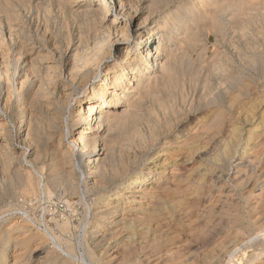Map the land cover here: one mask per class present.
<instances>
[{
	"label": "bare ground",
	"instance_id": "obj_1",
	"mask_svg": "<svg viewBox=\"0 0 264 264\" xmlns=\"http://www.w3.org/2000/svg\"><path fill=\"white\" fill-rule=\"evenodd\" d=\"M25 1L19 0L20 4L26 3ZM56 1L58 3V0ZM88 1L91 2L84 4L80 3V0L69 2L72 15L86 28V32L81 30L77 42L74 44H72L73 38L69 34L70 43L64 48V51H61L59 49H62L63 45L56 48H46L42 45V40L40 43L19 38V28L22 27L23 16L9 0H0V100L5 103L4 107L12 105L14 108H19L17 118L20 121V126L18 124L19 127L15 135L6 127L3 129L5 132L3 130L0 132V158L4 162L2 164L6 184L12 193L21 192L26 196L35 197L31 198V201L42 196L52 199L56 189H61L70 194H82L83 196L87 193H93L91 194L92 200L87 204L88 208L80 223L82 233L78 244L84 248V254L80 257L79 264H107L108 259L114 263V260L120 258L121 261L118 260L119 262L116 264H159L162 262L160 261L161 257H154V253L157 251L156 244L151 245L152 242L150 248L145 250L146 246H142L143 243L141 244L140 241V239L144 240L145 235H149L150 226H146V229L148 228L145 229L147 233L139 232L138 238H140L138 239L134 230V222L136 221L133 219V215L138 214L142 216L141 219H154L163 211L167 213L166 209L168 211V208L175 206L186 208L192 201H184L178 193L186 192L181 193L184 196L187 193L189 196L191 193L192 196L195 195L196 201L199 200L202 189L201 183L207 176L206 174L220 176L219 166L224 161L226 162L230 157L234 158L236 166L240 167L242 161H248L247 163L250 164L249 162L259 160L264 154L262 153L264 150V96L255 100L244 98L250 91V83L244 76L245 67L257 66L256 64L260 63L259 61L262 59L257 53L258 47L253 41L252 32L257 30L259 24H264V0H201L203 8H206L202 16L194 13L195 5L193 2L180 6L178 10L175 9L176 11H171V8L167 7L169 0H145L144 3L147 5L146 7H139L140 12L147 9L150 12L148 15L146 14L143 21H140L132 33L131 28L135 26L139 11L136 10L134 14L125 13L126 0H115L113 5L109 4L108 0ZM40 3L37 2L36 4L40 6ZM59 3L66 4L67 1L59 0ZM41 7L43 8V6ZM37 8L39 9L38 6ZM109 14L112 16V21H107ZM201 18L204 19L203 24L225 42L223 46L215 49L210 57L205 56V48L201 45L200 31L197 28ZM152 19L153 24L147 26L148 20L151 21ZM48 28L47 30H49ZM42 34L44 35V33ZM95 36L99 37L98 40ZM111 44L115 46L117 56L113 55L115 59L112 60V64L105 65L114 54L107 52V48ZM10 45L13 46L12 49ZM231 48L238 54V60L235 59L234 54H230ZM45 49L47 50L46 53H44ZM193 51L196 52V57L191 55ZM11 56L14 58L13 65H11ZM262 64L264 65V63ZM12 78L13 81H11ZM213 80H217L216 89H214L217 92L214 95L212 93L213 88L206 91L200 87L201 84L205 86L206 83L208 85ZM77 83L81 86L77 91L85 90L87 93L85 104L79 108L78 113L71 120L70 115L69 117L66 115L68 114L70 97L76 91L75 85ZM186 84L196 89L197 105L207 109L205 124L202 121L205 130L202 133L199 132L193 119L187 122V126L178 130V135L167 139V136L175 130L182 120L179 103L184 102L185 98L189 96L184 88ZM14 95L17 97L15 102H13ZM0 106L2 105L0 104ZM258 112H260L259 117L257 116ZM237 113L242 114L239 121L235 117ZM74 126H79L78 129L80 130L76 131L74 134L76 136L67 141L71 134V128ZM194 127L197 130H194ZM181 132L182 135L179 136ZM16 138H20L18 141L29 143L27 146L25 144L20 147L23 150L21 152V156L24 158L23 162L29 164L28 170H25L23 166H16L15 161L18 160L19 156L12 152L17 149L12 146V141H15ZM208 138L212 139L209 142L214 141L218 150L213 148L211 150L210 146L204 145V140ZM66 141L68 145L65 144ZM31 144L34 145L31 146ZM159 144L163 146L162 152L157 153L156 158L150 160L149 163H153L152 169L146 166H135L140 161H144L149 152L146 150L147 148L151 150ZM129 145L140 147V156L144 158L138 159V156L134 155L130 162L127 158V162L116 163L114 159L116 147L120 146L125 149ZM209 150L213 152L211 156ZM30 157L33 158L29 159ZM196 157L200 160L199 164H197L198 162L195 163L198 165L196 171L200 177L195 180V183L187 184V191L186 188L181 191L183 182L191 183V178L189 179L191 176L186 175L184 169L190 163H194ZM180 162L181 164H179ZM132 167H134L133 170H131ZM245 168L247 169V167ZM190 172L195 171L192 169ZM76 176H83L84 179L81 178V180H85V176L87 177L89 184L88 188L85 187L86 191L80 190L79 185L75 182ZM172 182L175 183L174 187L171 185ZM26 196L24 197L26 198ZM24 197L22 198L23 202L26 201ZM67 202L65 201V203ZM230 202L233 203V201ZM195 203L198 202L194 201L193 204L195 205ZM67 204V207L72 205H69V202ZM46 205L49 207L48 203ZM192 205L190 203L189 206L193 207ZM180 207L178 208L180 209ZM196 207L194 208L198 209ZM193 209L191 208V210ZM186 210L188 211V209ZM5 211L0 210V215ZM7 211L11 212L10 210ZM54 211L56 213V210ZM198 211L200 210L198 209ZM243 211L245 210L243 209ZM23 213L25 215L19 217L20 221L15 219L8 227L5 226L0 230V264H75V261L71 259L75 258L73 250L77 244L73 243V238L67 236L74 223L66 214L67 211L60 215L56 213L58 218H52L55 219L53 226L48 224L47 220L45 221V214L41 216L42 221L36 218V221L45 223V229H41L40 226L35 228L33 226L35 223L34 216L31 217L25 211ZM77 213L75 214L77 215ZM183 214L185 215V211ZM257 215L258 217L261 216V214ZM160 216L159 219L161 220L163 215ZM185 217L188 216L185 215ZM243 218L245 219V217ZM204 220V217L202 220L199 219V225L197 224L198 228L196 227V229L200 228V221L203 222ZM207 220L211 223L209 219ZM163 221L164 224L166 220ZM214 221L216 222V220ZM159 223L157 222L158 225ZM232 223H229V226H232L230 225ZM76 225L75 227H77ZM160 226L161 224L159 229L162 227ZM253 226L250 229H253ZM32 227L36 229V232L33 231L34 228ZM140 227L142 228L141 225ZM185 227L187 228L186 224ZM162 228L164 229V227ZM202 228L204 234L206 227L203 226ZM256 228L261 227L257 226ZM152 229L155 228L152 227ZM202 230L199 229L198 232L203 237ZM198 232L194 233L197 235ZM187 233L191 236V232ZM176 234L172 233L173 236L175 235L174 237ZM118 235L122 236L121 241L113 244L109 239L115 240L114 237ZM160 235L162 234L160 233ZM238 235L240 234L238 233ZM178 236H181L179 232ZM200 236L197 237L200 238ZM207 237H210L209 234ZM173 238L171 239L173 240ZM232 238L234 237L232 236ZM179 239L181 240V238ZM225 239L227 238L225 237ZM225 239H222L223 241L219 239L220 244L215 240L218 244H214L221 248ZM155 240L154 237L152 241L155 242ZM136 241H138V245L141 244L137 250L131 247ZM159 241L161 242V240ZM174 241L176 240H173V244ZM186 242L188 243L187 240ZM240 242L245 243L244 240ZM145 243L147 244L144 242L143 245ZM169 243L172 244V241L170 240ZM118 244L120 246H117ZM262 244L264 246V243ZM80 245L79 247H81ZM164 245H166V241ZM180 245L173 246L178 247ZM226 245L228 247V244ZM171 247L168 250H171ZM231 247L233 246L231 245ZM130 248L135 251L131 252ZM127 249L131 253L127 254ZM167 251L165 250L166 253ZM171 251L176 252L173 249ZM194 251L192 250V252ZM206 251L211 254V251ZM205 252L203 253L205 254ZM176 253L178 254L179 250ZM262 254L259 253L256 256L259 257ZM186 256L188 257V255ZM168 257L167 259H169ZM231 257L228 256L230 259ZM213 258L215 259L214 256ZM213 258H209L208 261L210 262L212 259L214 263L216 260ZM188 259L191 258L188 257ZM185 262L178 263H193V261Z\"/></svg>",
	"mask_w": 264,
	"mask_h": 264
},
{
	"label": "rangeland",
	"instance_id": "obj_2",
	"mask_svg": "<svg viewBox=\"0 0 264 264\" xmlns=\"http://www.w3.org/2000/svg\"><path fill=\"white\" fill-rule=\"evenodd\" d=\"M18 1V2H17ZM25 1V0H23ZM40 3V6L39 4H36L37 2ZM40 1V2H39ZM67 1L66 4H61L59 3V0H58V3L56 0H26L25 2L26 3H21L19 2V0H9V2H11L13 5H15L16 9L18 12L21 13V15L23 16V23H22V27L19 28V38H26V39H30L31 41H36V42H42L43 41V46H45L46 48L47 47H50V48H56L57 46H60V45H63V48L62 49H59L61 51H64L66 48V46L70 43V41L68 40V36L69 34L72 36L73 38V41H72V44H74L75 42H77V39L79 37V34H80V31H85L86 32V28L84 26H82L81 22L79 21H76L74 16L72 15L71 11H70V3L73 1L71 0H65V2ZM81 2L80 3H86V2H91V1H88V0H80ZM85 1V2H84ZM125 1V0H124ZM145 0H126V10H125V13H130V14H134V12H136V10L139 11V14H138V17H137V20L135 22V26L131 28V33L135 31V28L138 27V25L140 24V21L142 22L144 17L146 16V14L148 15V13L150 11L147 10H144V11H141L140 12V8L142 7H146L147 4L144 3ZM169 5L167 7L171 8L170 10L171 11H176L179 9L180 6L186 4V3H190V2H193L194 5H195V11L194 13H196V15H199V16H202L203 15V11L206 10V8L204 7L203 8V3L201 0H169ZM201 1V2H200ZM70 2V3H69ZM109 4H114L115 0H108ZM28 3V4H27ZM177 3V4H176ZM130 4V5H129ZM60 5V7H59ZM66 5V6H65ZM143 5V6H142ZM161 5V4H159ZM20 6V7H19ZM37 6L39 7V9L37 8ZM43 6V8L41 7ZM129 6V8H128ZM59 7V8H58ZM140 7V8H139ZM175 7V8H174ZM19 8V9H18ZM32 8V9H31ZM48 8V9H47ZM164 8V7H163ZM166 8V7H165ZM174 8V9H173ZM23 9H26L23 11ZM176 9V10H175ZM22 10V12H21ZM39 10V11H38ZM198 10H201V11H198ZM43 11V13H42ZM25 12V13H24ZM48 12V13H46ZM29 14V15H28ZM34 14H37V15H34ZM43 15V16H42ZM31 17V18H30ZM205 18V17H203ZM38 19V21H37ZM56 19V20H55ZM112 19V16L109 14L107 16V21L108 20H111ZM74 20V21H73ZM67 21V22H66ZM112 21V20H111ZM35 22V23H34ZM38 22V24H37ZM46 22V23H45ZM72 22V23H71ZM204 22V19L201 18V21L199 22L198 24V29L200 31V38H201V45L205 48V56L206 57H210L212 56V54L214 53L215 49H218V47H221L225 44L224 40L221 39V37L219 36H216L213 31H210V28L205 26V24H203ZM42 23V24H41ZM67 23V24H66ZM75 23V24H74ZM110 23V21H109ZM153 24V19L151 21L148 20V22L146 23L147 26H151ZM45 25V26H43ZM262 25V26H261ZM33 28H32V27ZM55 26V28H54ZM62 26V27H61ZM78 26V28H77ZM41 27V28H40ZM45 27V28H44ZM49 27V28H48ZM74 27V28H73ZM203 27V28H202ZM47 28L49 30H47ZM62 28V29H61ZM260 28V29H259ZM261 28H262V32H261ZM32 29V30H31ZM43 29V30H42ZM80 29V30H79ZM133 29V30H132ZM257 31V32H256ZM252 32L253 33V41L256 42V46L258 47V50H257V53L259 55V57H261L262 59H260V63L256 64L257 66H254L252 68H250L249 66H246L245 68V79L250 83V91L249 93L246 95V97L244 96V98H246V100H255V99H259V98H262L264 96V65L262 63H264V24H259L258 25V28L257 30ZM44 33V35L42 34ZM47 33V34H45ZM62 33V34H61ZM55 35V36H53ZM64 36V37H63ZM258 36V37H257ZM49 37V38H48ZM96 37V36H95ZM101 37V36H100ZM203 37V38H202ZM252 37V36H251ZM94 38V37H93ZM98 40L99 37H96ZM216 38L217 41H216ZM36 39V40H35ZM38 39H40L38 41ZM215 39V40H214ZM42 40V41H41ZM263 40V41H262ZM65 41V42H64ZM54 42V43H53ZM217 44H216V43ZM56 43V44H55ZM45 44V45H44ZM213 44V45H212ZM218 44H220L218 46ZM49 45V46H48ZM53 47H52V46ZM56 45V46H55ZM10 48L12 49L13 46L10 45ZM111 51V52H110ZM47 50L45 49L44 50V53H46ZM107 52L108 54L110 53H114L112 54L113 55H116V50H115V46L111 44V46H109L107 48ZM230 54H234L235 56V59L238 60L237 58V53H235L233 51V49L231 48L229 50ZM191 55L195 56L196 57V52L193 51L191 52ZM115 57H111L109 61L106 62L105 65L107 64H112V60H114ZM10 60L12 61V64H14V58L13 56L10 57ZM238 63V61H236ZM240 63V62H239ZM13 69V68H11ZM12 72V71H11ZM10 72V73H11ZM254 73V74H253ZM12 75V73L10 74ZM4 80V79H3ZM5 81V80H4ZM11 81H13V78L11 79ZM217 82V80H213L212 82H209V84L207 85V83L205 84V86L203 84L200 85V87H203L204 90L207 91V89L209 88H213L216 89V85L215 83ZM92 84V82H91ZM203 85V86H202ZM261 86V87H260ZM75 90L74 93L71 95L70 97V101H69V104H68V111H67V115L69 117L70 115V119L72 120L76 114L78 113L79 111V108L85 104V98H86V91H77V89L80 86L79 83H77V85H75ZM185 90H186V93L187 96L185 98V101L184 102H181L179 103V107H180V110L182 112V115H181V122L179 123V125L175 128V130H173L171 132V134H169L167 136V139H171V138H174V136L178 135V130H180V128H182L183 126H187L189 122V120H193L194 119V123L196 124L195 127L198 129L199 132H203L205 130V126L203 125V122L205 120V115L207 113V109H205L204 106H200V105H197L198 102V98L197 96H195L196 94V89H194L193 87L189 86V84H186L185 85ZM188 88H190L188 90ZM262 88V90H261ZM194 89V91H193ZM198 89V88H197ZM201 89V88H200ZM256 89V90H255ZM79 90V89H78ZM202 90V89H201ZM253 90V91H252ZM16 91V89H15ZM88 91V90H87ZM190 94H189V93ZM217 91L214 90L212 93L214 95V93H216ZM85 93V94H84ZM79 94V95H78ZM193 95V96H192ZM78 96V97H76ZM82 96V97H81ZM262 96V97H261ZM75 97V98H74ZM193 100H191L192 98ZM72 98V99H71ZM264 98V97H263ZM77 99V100H76ZM197 99V100H196ZM13 102H15V100L17 101V97L16 95L13 96ZM76 100V101H75ZM190 101V102H189ZM193 101V102H192ZM71 102V103H70ZM74 102V103H73ZM184 103V105H183ZM190 103V104H189ZM0 104L3 106H0V132L6 127L8 129H10L11 133L12 134H16V130L17 128L20 126V121H19V118H17V112L19 110L18 107H15L12 106V105H8L6 107H4V102L3 100H0ZM12 107V108H11ZM78 109H77V108ZM184 107V108H183ZM9 109V110H8ZM184 109V110H183ZM77 111V112H76ZM5 114V115H4ZM16 115V116H15ZM202 115V116H201ZM5 116V118H4ZM241 116L242 114H239L237 113V116L235 115V117L238 119V121L241 119ZM257 116L259 117L260 116V112H258ZM192 117V118H191ZM17 118V119H16ZM188 118V119H187ZM7 119V120H6ZM202 119V120H201ZM196 120V121H195ZM203 121V122H202ZM4 122V123H3ZM72 122V121H70ZM201 122V123H200ZM199 123V124H198ZM3 124V125H2ZM19 124V126H18ZM72 124V123H71ZM70 124V126H71ZM202 124V127H200V125ZM205 124V122H204ZM14 127H13V126ZM193 125V124H192ZM199 125V127H198ZM191 127V125H189ZM69 127V126H68ZM72 127V126H71ZM194 127V130H197L196 128ZM12 128V129H11ZM79 126H74L73 128H71V134L69 135L67 141H70L74 136L76 131L80 130L78 129ZM186 128V127H185ZM5 132V130H3ZM182 135V132L179 133V136ZM17 139V140H16ZM15 141H12L13 143V147L17 148L15 150H13L12 152L15 154V155H18L19 158L17 161H15L16 163V166H23V168H25V170H28L29 167L28 165L29 164H26V162L24 160V158L21 156V152L23 151L22 149H20L21 146H27L29 143L26 142L24 143L23 141H18L20 140V138H16ZM163 139V137H162ZM212 139H207V140H204L205 143L204 145H207V146H210L211 150L212 148L215 149V150H218V148L215 146V143L214 141L213 142H209L211 141ZM221 140V139H220ZM67 141H66V145L67 144ZM215 141H219V140H215ZM209 142V143H208ZM208 143V144H207ZM34 145V144H33ZM31 144V146H33ZM160 145V144H159ZM157 145L155 148H150L146 149V150H149V152L146 154V157L144 159L143 162H145L143 164L142 161H140L139 163H137L135 166H139V167H147V168H151L152 169V166L153 163H149L151 162L150 160L152 159H155L156 158V155L157 153H160L162 152V148L163 146L162 145ZM19 148V149H18ZM129 148V149H128ZM128 148H125V149H122L120 146H117L116 149H115V154H114V159L116 161V163H121L122 161L123 162H127L131 159H133V156L136 155L138 156V159L139 158H144L142 156H140V147L138 146H132V145H129ZM208 148V147H206ZM128 149V150H127ZM137 149V150H136ZM142 150V149H141ZM158 150V151H157ZM139 153H138V152ZM206 152V151H205ZM118 153V154H117ZM133 153V154H132ZM150 153V154H149ZM212 151L209 150V155L211 156L212 155ZM262 153H264V150L262 151ZM20 154V155H19ZM132 154V155H131ZM208 155V156H209ZM120 157V158H119ZM33 157H30L29 159H32ZM128 158V160H127ZM118 159V160H117ZM137 159V160H138ZM147 159V160H146ZM233 159V161H232ZM141 160V159H140ZM3 159L0 158V210L1 211H7V210H10L11 212L9 211H5L3 214L0 215V230L1 228H4L5 226L8 227V225H10V223L12 221H14L16 219V221H20L19 217L22 216V215H25V213H23L24 211L27 212L31 217L35 218L34 222L33 223L34 227L37 228V226H40L41 229H45L44 228V225L45 223L44 222H40V221H36V218L37 219H40L41 221L43 220L42 219V215L45 214L46 218H45V221L47 220L48 224H51L52 226L54 225L55 223V219H57L58 215H60L61 213H66L67 211V215L71 218V220H73V223H74V226L72 227L71 231L69 233H67V236L73 238V243L77 244L75 245V248H74V252H73V255L75 256L74 259H71V260H74L75 261V264H79V259L80 257L83 256L84 254V248L78 244V240H80V235L82 233L81 231V226H80V223H81V220L84 216V214L86 213V210L88 208V205L90 202H91V194L93 193H87L86 195H80V194H70V193H66L65 191L61 190V189H56L54 192H53V196H52V199L50 198H44V196H42L41 198H37V199H33L31 201V198H35L33 196H26L24 194H22L21 192H17V193H12L10 192L9 188H8V185L6 184V176H5V171L3 169V164L4 162H2ZM264 154L261 155L260 159L259 160H254L253 162H249L250 164H248L247 162L248 161H242V163L240 164V167L239 166H236L235 164V161H234V158H229L226 160V162L222 163L220 166H219V171H220V176H214V175H208L209 173H207L205 179L202 181L201 185H202V189H201V195H200V199L199 200H195V195H190L189 196H192L191 198L188 196L189 193L184 194L182 195L181 193H186V192H183L182 190L184 188H186L188 185H191L193 183H195L196 179H199V175L196 171L198 165H196L195 163L199 164L200 163V160L198 157L195 158V162L194 163H190L189 165H187V167L184 169L186 175H190L191 177H189V179L191 178V183L189 182H183L181 184V193H178V195L180 197H182V199L185 201L187 200L188 202L191 203V205L193 204V202H198V203H195V205L198 207V209L200 211H198V209H195L194 207H196L194 204L192 205L193 207L189 206L190 203L188 204V206L186 207V204H185V207L184 206H175L174 208H168V211L166 209V212L163 211L160 215H163L161 220L159 219L161 216L159 215L158 217L154 218V219H146V218H142V216H139L138 214L137 215H133V219H135L136 222H134L135 224V228L134 230L136 231V237L138 238V235H140L139 232L143 231V232H146L147 233V229H146V226H150L149 228V235H145L144 236V240L140 239L141 241V244L144 242H147V244L145 243V245L142 244V246H146L145 247V250H147L148 248H150V244L153 242V244L151 245H155L156 244V248H157V251L154 253V257H161L160 261H162L161 263L159 264H168V263H171V264H179L178 262H181V263H186L185 261H187V263H189L190 261H193L190 262L189 264H263L264 263V246H262L264 243V198L261 199V197H264ZM148 162V163H147ZM3 163V164H2ZM178 164V163H177ZM181 164V162L179 163ZM195 165V166H192V165ZM248 164V166H247ZM192 167H191V166ZM235 167H234V166ZM263 165V166H262ZM134 166V167H135ZM180 166V165H179ZM231 166V167H230ZM134 167L131 168V170L134 169ZM138 167V168H139ZM233 167V168H232ZM247 167V169L245 168ZM241 168V169H240ZM244 168V169H243ZM253 168V169H251ZM262 168V169H261ZM193 169V171L195 172H190L191 170ZM231 169V170H230ZM246 169V171H245ZM242 170V171H241ZM244 170V171H243ZM261 170V172H260ZM3 171V172H2ZM258 171V172H257ZM242 172V173H241ZM191 173V174H190ZM237 175V178H236V175ZM239 173V175H238ZM250 173V174H249ZM4 174V175H3ZM258 174V175H257ZM3 175V177H2ZM246 175V176H245ZM250 175V176H249ZM233 176V178H232ZM257 176V177H256ZM36 177L38 178V175L36 174ZM215 177V178H214ZM217 177V178H216ZM3 178V180H2ZM81 178L84 179V177H78L76 176V179H75V182L79 185L80 187V190L81 191H86V188H88V182H87V177L85 176V180H81ZM195 178V179H193ZM213 178V179H211ZM227 178V179H226ZM245 178V179H244ZM172 179V177H171ZM208 181H207V180ZM263 179V180H262ZM213 181L210 183V181ZM217 181V183H216ZM81 182V183H80ZM241 182V183H240ZM216 183V184H215ZM225 183V184H224ZM232 183V184H231ZM254 183V184H253ZM175 183L172 182L171 185L172 187H174ZM188 184V185H187ZM234 184V185H233ZM81 185V186H80ZM83 185V186H82ZM252 185V186H251ZM261 185V186H260ZM207 186V187H205ZM231 186V188H230ZM82 187V188H81ZM86 187V188H85ZM210 187V188H209ZM236 187V188H235ZM209 188V189H208ZM230 188V189H229ZM85 189V190H84ZM112 189V188H111ZM188 188H186V191H187ZM257 189V190H256ZM185 190V189H184ZM219 190V191H218ZM237 190V191H236ZM248 190V191H247ZM250 190V191H249ZM256 190V191H255ZM111 191V190H109ZM217 191V192H216ZM189 192V191H188ZM204 192V193H203ZM207 192V193H206ZM211 192V193H210ZM221 192V193H220ZM223 192V193H222ZM245 192V193H244ZM248 192V194H247ZM226 193V194H225ZM237 193V194H236ZM241 193V194H240ZM217 194V195H216ZM234 194V195H233ZM246 194V195H245ZM26 196V198L24 196ZM236 195V196H235ZM260 195V196H259ZM262 195V196H261ZM65 196V197H64ZM25 198V202H23L24 200H22V198ZM54 197V198H53ZM232 197V198H231ZM73 198V199H72ZM80 200H79V199ZM84 198V199H83ZM206 198V199H205ZM213 200V203L212 200ZM21 199V200H20ZM43 201H42V200ZM45 199V200H44ZM83 199V200H82ZM220 199V200H219ZM222 199V200H221ZM227 199V200H226ZM237 199V200H236ZM60 200V201H59ZM76 200V201H75ZM79 200V201H78ZM85 200V201H84ZM87 200V201H86ZM194 200V201H193ZM201 200V202H200ZM244 200V201H242ZM259 200V203H257ZM52 203H50V202ZM54 201V202H53ZM59 201V202H58ZM64 203H63V202ZM65 201H68L69 202V207H67V203H65ZM84 201V202H83ZM208 201V202H206ZM225 201V203H224ZM230 201H233L230 202ZM49 205V207L45 204V203ZM62 202V203H61ZM87 202V203H86ZM187 202V203H188ZM210 202V203H209ZM215 202V203H214ZM219 202V203H218ZM236 202V204H235ZM11 203H14V204H11ZM25 203V204H24ZM44 203V204H43ZM79 203V204H78ZM186 203V202H185ZM201 203V204H200ZM217 203V204H216ZM223 203V204H222ZM245 203V204H244ZM257 203V204H256ZM85 204V205H84ZM198 204H200L198 206ZM208 204V205H207ZM11 205H14V206H11ZM35 205V206H34ZM55 205V207H54ZM58 205V206H56ZM87 205V206H86ZM202 205V206H201ZM205 205V206H204ZM207 205V206H206ZM253 205V206H252ZM43 206V207H42ZM86 206V207H85ZM204 206V207H203ZM215 206V207H214ZM223 206V207H222ZM235 206V207H234ZM245 206V207H243ZM7 207V208H6ZM15 207V208H14ZM18 207V208H16ZM34 207V208H33ZM42 207V208H41ZM67 207V208H66ZM84 210H83V208ZM180 207V209L178 208ZM183 207V208H182ZM190 207V208H189ZM196 207V208H197ZM213 207V208H212ZM225 207V208H224ZM241 207V208H239ZM251 207V208H249ZM255 207V208H253ZM6 208V209H5ZM12 208V210H11ZM20 208V209H19ZM30 208V210H29ZM45 208V209H44ZM61 208V209H60ZM69 210H66L68 209ZM179 210H178V209ZM182 208V210H181ZM191 208L193 210H191ZM261 208V209H260ZM51 213H50V211ZM74 209H77L76 212ZM188 209V211L186 210ZM243 209L245 211H243ZM15 210V212H14ZM24 210V211H23ZM45 210V211H44ZM48 210V212H47ZM56 210V213H58V215L55 213ZM222 210V211H220ZM231 210V211H230ZM242 210V211H240ZM262 210V211H261ZM43 211V213H42ZM185 211V215L188 216L187 218L185 217V215L183 214ZM190 211V213H189ZM195 211H197L195 213ZM205 211V212H204ZM18 212V213H17ZM21 214H20V213ZM30 212V213H29ZM77 213V215L75 213ZM80 212V213H79ZM181 212V213H180ZM187 212V213H186ZM193 212V213H191ZM218 212V213H216ZM229 212V213H228ZM263 212V214H262ZM37 213V214H36ZM48 213V214H47ZM208 213V214H207ZM237 213V215H236ZM8 214V215H6ZM16 214V215H15ZM40 214V215H39ZM47 214V215H46ZM82 214V215H80ZM167 214V215H166ZM171 216H170V215ZM198 214V215H197ZM211 214V215H210ZM257 214H261V216L258 217ZM11 215V216H9ZM12 215H15L12 217ZM169 215V216H168ZM173 215V216H172ZM184 215V216H183ZM191 215V217H189ZM195 215V216H194ZM257 215V216H256ZM4 216V217H3ZM9 216V217H8ZM79 216V217H78ZM136 216V217H135ZM179 216V217H177ZM202 216V217H200ZM230 216V217H229ZM245 217V219L243 217ZM55 218V219H52V218ZM78 217V218H77ZM174 217V219H173ZM186 219H185V218ZM198 217V218H197ZM200 217V218H199ZM204 217V221H200V225L199 226L200 230H202L203 226L206 227V231L205 233L203 234V230L201 231V234H203L204 236L202 237V235L200 236V232L199 229H196V227L198 228V221L199 219L202 220V218ZM255 217H257L255 219ZM77 218V219H76ZM170 218V219H168ZM212 218V219H210ZM214 218V219H213ZM217 218V219H215ZM220 218V219H219ZM247 218V219H246ZM251 218V219H250ZM253 218V219H252ZM52 219V220H51ZM179 219V220H178ZM209 219L211 221V223L207 220ZM223 219V220H222ZM251 221H249V220ZM148 220V222H147ZM152 220V221H151ZM157 222H160L159 225L161 224L162 227H164V229L161 227V229H159V225L155 224V221ZM163 220H166L165 223L163 224ZM216 220V222L214 221ZM220 220V222H219ZM222 220V221H221ZM253 220H256V221H253ZM4 221V222H3ZM6 221V222H5ZM52 223H51V222ZM150 221V222H149ZM163 221V222H162ZM194 221V222H193ZM230 221L229 223H232L230 225L232 226H229V223L227 225V222ZM232 221V222H231ZM244 221V222H243ZM248 221V222H247ZM263 223H261V222ZM38 222V223H37ZM46 222V223H47ZM173 222V223H172ZM223 222V223H222ZM249 222L251 223V225L254 227L253 229L250 227H252ZM2 223V224H1ZM44 223V224H43ZM139 223V224H138ZM149 223V224H148ZM169 223V224H168ZM172 223V224H171ZM188 223V224H187ZM214 223V224H213ZM226 223V224H225ZM237 223V224H236ZM243 223V224H242ZM261 223V224H260ZM77 224V225H76ZM178 224V225H177ZM185 224L187 226V228L185 227ZM198 224V225H197ZM203 224V226H202ZM75 225L77 227H75ZM140 225L142 226V228L140 227ZM145 225V226H144ZM155 225V226H154ZM170 225V226H169ZM197 225V226H196ZM246 225V226H245ZM166 226H168L167 228L170 227V229H167ZM175 226V227H174ZM190 226V227H189ZM239 226V228H238ZM241 226V227H240ZM243 226V227H242ZM261 227V228H256V227ZM32 227V228H34ZM43 227V228H42ZM155 228V229H152ZM189 227V228H188ZM218 227V228H217ZM248 227V228H247ZM33 229L34 232H36V229ZM78 228V229H77ZM139 228V229H138ZM158 228V229H157ZM194 228V229H193ZM210 228V229H209ZM214 228V229H213ZM146 229V230H145ZM157 229V230H156ZM179 229V230H178ZM193 229V230H191ZM257 231H256V230ZM156 230V231H155ZM159 230V231H158ZM162 230V232H161ZM169 230V232H168ZM190 230V231H189ZM199 233V234H195L197 233L196 231ZM239 230V231H238ZM152 231V232H151ZM155 233H154V232ZM165 233H164V232ZM167 231V232H166ZM195 233H194V232ZM230 231V232H228ZM238 231V232H237ZM255 231V232H254ZM80 232V233H79ZM159 232V234H158ZM178 232L181 236H178ZM187 232H191V236L189 233ZM208 232V233H207ZM210 232V233H209ZM228 232V233H227ZM235 232V233H234ZM254 232V233H253ZM160 233L162 235H160ZM172 233H177L176 234V237H174L172 235ZM194 233V234H192ZM227 233V236L225 235ZM238 233L240 235H238ZM69 234V235H68ZM79 234V236H78ZM155 234V235H154ZM188 234V235H187ZM209 234L210 237H207ZM235 234V235H234ZM256 234V235H255ZM167 235V236H165ZM200 236L197 237V236ZM206 235V236H205ZM212 235V236H211ZM230 235V236H229ZM238 235V236H237ZM255 235V236H254ZM78 236V238H77ZM170 236V237H169ZM174 238H173V237ZM183 236V237H182ZM194 236V238H193ZM227 239H225V237ZM232 236L234 238H232ZM241 238H240V237ZM244 236V237H243ZM250 236V237H249ZM254 236V237H253ZM260 236V237H259ZM261 236H262V239H261ZM122 236H116L114 237L115 240L112 238V239H109L111 242H113V244H117L118 241L120 242L121 241V238ZM152 237V238H151ZM155 237V242L152 241L153 238ZM159 237V238H158ZM162 237V238H161ZM166 237V238H165ZM192 237V238H190ZM197 239H196V238ZM205 237H207V239H205ZM253 237V238H251ZM258 237V239H256ZM140 238V237H139ZM138 238V239H139ZM165 238V239H164ZM169 238V239H168ZM173 238V240H176L174 241V244H173V240L171 239ZM181 238V240L179 239ZM185 239L184 241H182L183 239ZM206 241H208L206 243V241L204 242V239ZM229 238H232V239H229ZM238 238L240 241H245V244L240 242L238 239L236 241V239ZM152 239V240H151ZM223 241L222 239H225L224 240V243H223V246L224 248H220L219 245H217L219 243L220 240ZM236 241H234V240ZM261 239V240H260ZM148 240V241H147ZM161 240V242L159 241ZM170 240L172 241V244L169 243ZM180 240V241H178ZM186 240L188 241V243L186 242ZM195 240V241H194ZM218 241V243L216 241ZM227 240L229 241L227 243ZM232 240V241H231ZM248 240V241H247ZM252 240V241H251ZM165 241H166V245L165 244ZM169 241V242H168ZM178 241V242H177ZM138 241H136L131 247H133V249L137 250V248L139 249L141 246V244H137ZM164 242V243H163ZM183 242H185L183 244ZM202 242V244H201ZM232 244H231V243ZM248 242V243H247ZM262 242V243H261ZM163 243V244H162ZM182 243V245H180ZM188 245H187V244ZM214 243H217V244H214ZM221 243V242H220ZM219 243V244H220ZM238 243V245H236ZM241 243V244H240ZM259 243V244H258ZM180 245L178 247H175L177 245ZM190 244V245H189ZM214 244V245H213ZM228 244V247L227 245ZM240 244V245H239ZM262 244V245H261ZM79 245L81 247H79ZM122 245V244H121ZM159 245V246H158ZM163 245V246H162ZM169 245V246H168ZM173 247H171V246ZM202 245V246H201ZM216 245V246H215ZM231 245L234 247H231ZM243 245V246H242ZM250 245V246H249ZM257 245V246H256ZM117 246H120V244H118ZM140 246V247H139ZM212 246H215L212 248ZM245 246V247H244ZM171 247V250H175L177 249V251L179 250V256L176 252H172L171 250H168L169 248ZM211 247V248H210ZM243 248V250L241 251V249ZM210 248V249H208ZM237 250H236V249ZM79 249V251H78ZM131 249V252L132 251H135L133 250L132 248ZM180 249H183V250H180ZM190 249V250H189ZM204 249V250H203ZM223 249H226V250H223ZM232 249V251H231ZM247 249V250H246ZM129 249H127V254L131 253L128 251ZM165 250L167 251V253L165 252ZM187 250V251H186ZM192 250L194 252H192ZM200 250H203L200 252ZM211 251V254L206 251ZM161 251V252H160ZM207 253H206V252ZM241 251V252H240ZM80 252V253H79ZM112 252V251H111ZM122 252V251H121ZM119 252V254L121 253ZM164 254H163V253ZM205 252V254L203 253ZM221 252V254H219ZM82 253V255H81ZM161 254V255H158V254ZM187 253V254H186ZM189 253V254H188ZM214 255H213V254ZM215 253H216V256H215ZM223 253V254H222ZM235 253V254H234ZM237 253V254H236ZM259 253H263L262 255H260L259 257H257L256 255L259 254ZM122 254V253H121ZM167 254V255H166ZM172 254H175L172 256ZM181 254V255H180ZM203 254V255H201ZM166 255V256H165ZM177 255V256H176ZM185 255H188L189 258H191L190 260L188 259V257ZM191 255V256H190ZM207 255V257H206ZM233 255V256H232ZM255 255V256H254ZM121 256V255H119ZM167 256H169L167 259ZM196 256V257H195ZM198 256V257H197ZM202 256H205V257H202ZM212 256V257H211ZM213 256L215 257V259L213 258ZM231 257L230 258H228ZM76 257H79L78 259ZM179 257V258H178ZM184 261H183V259ZM255 257V259H254ZM257 257V258H256ZM166 258V259H165ZM209 258H213L214 260V263L211 259V261L209 262L208 260H210ZM252 258H253V261H252ZM77 259V260H76ZM180 259V260H179ZM197 259V260H196ZM226 259V260H225ZM243 259V260H242ZM121 261V258L118 259ZM118 260H114V263L112 262V260H107V264H116L117 262H119ZM174 260V261H173ZM176 260V261H175ZM179 260V261H177ZM196 260V261H195ZM207 260V261H206ZM168 261V262H167ZM172 261V262H170ZM183 261V262H182ZM189 261V262H188ZM248 261V262H247ZM251 261V262H250ZM177 262V263H176ZM203 262V263H202ZM231 262V263H229Z\"/></svg>",
	"mask_w": 264,
	"mask_h": 264
}]
</instances>
